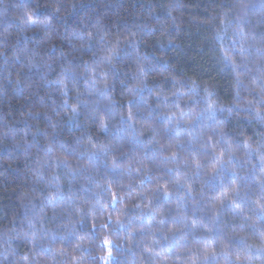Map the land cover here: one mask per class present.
Segmentation results:
<instances>
[{
  "label": "trees",
  "instance_id": "1",
  "mask_svg": "<svg viewBox=\"0 0 264 264\" xmlns=\"http://www.w3.org/2000/svg\"><path fill=\"white\" fill-rule=\"evenodd\" d=\"M0 264H264V0H0Z\"/></svg>",
  "mask_w": 264,
  "mask_h": 264
},
{
  "label": "rangeland",
  "instance_id": "2",
  "mask_svg": "<svg viewBox=\"0 0 264 264\" xmlns=\"http://www.w3.org/2000/svg\"><path fill=\"white\" fill-rule=\"evenodd\" d=\"M106 111H108V109Z\"/></svg>",
  "mask_w": 264,
  "mask_h": 264
}]
</instances>
